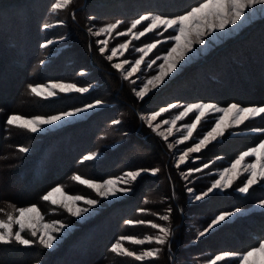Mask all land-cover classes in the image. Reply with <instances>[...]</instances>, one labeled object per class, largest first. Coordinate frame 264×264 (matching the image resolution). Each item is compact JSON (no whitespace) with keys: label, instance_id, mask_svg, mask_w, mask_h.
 Here are the masks:
<instances>
[{"label":"trees","instance_id":"trees-1","mask_svg":"<svg viewBox=\"0 0 264 264\" xmlns=\"http://www.w3.org/2000/svg\"><path fill=\"white\" fill-rule=\"evenodd\" d=\"M20 1L0 0V5L12 6L20 4ZM90 1L74 0V5L67 11L63 22L67 37L62 41L66 46L56 58L44 57L40 48V43L44 41L46 7L28 22L31 39L27 44L22 37V31L26 29L23 24H0V209L36 205L44 217L49 218L56 210L50 209L42 197L51 188L65 185L73 175L101 180L114 176L122 168L129 169L127 166L136 158L145 160L147 166L158 163L160 171L157 177H144L131 187V193L125 197L124 210L114 209L113 216L119 220L114 227L111 224L99 226L93 220L76 224L64 214L60 217H65L74 229L55 248L45 249L39 244L0 245V252L5 254L0 256V264H189L198 257L205 261L223 251L238 253L256 246L258 241L264 239V212L253 214L254 225L244 230L237 229L241 228L243 221L229 227L231 229L198 236L203 221L201 216L209 220L221 212L251 205L264 198V187H253L244 197L232 191L222 197L212 196L204 205L195 206L196 211H191L194 207L185 202L186 193L179 178L167 165L166 147L143 125L141 115L147 112V109H143L146 101L139 103L136 100L121 73L95 48L87 19L95 15ZM160 1L168 9L173 0ZM175 1L174 9L170 10L174 12L170 14L183 13L197 2ZM19 48L23 51L20 56L13 50ZM42 61L47 63L42 64ZM193 65L196 68L189 72L174 92L177 96L221 105H264V20L252 22L231 43L216 46L211 54L198 59ZM82 71L88 72V75H80ZM49 72H53L52 76L57 80L74 82L78 86H87L92 82L97 85L82 95L68 94L47 100L32 95L28 85L48 80L45 78ZM179 78L181 76L177 75L173 81ZM96 99L113 106L96 111L79 123H68L38 133L10 128L6 124L7 117L13 113L28 116L56 114ZM119 119L121 122L112 126V121ZM250 128H264V115L248 122L245 129ZM119 136L124 142L131 139V143L139 148V152L130 153L121 164L117 155L124 142L114 149L107 147ZM260 139L256 135L240 138L234 143H213L202 155L209 159L222 156L230 161ZM20 146L28 147L29 151L19 152ZM98 151L101 152L100 159L81 162L83 156ZM157 192L163 198L160 205L171 209L167 226L172 228L169 243L160 246L157 257L144 261L112 253L110 248L117 238L138 232L139 228L125 224L126 220H135L139 209L158 210L159 205L152 203L160 196ZM192 240L194 243L189 245ZM218 264H236V261Z\"/></svg>","mask_w":264,"mask_h":264},{"label":"snow or ice","instance_id":"snow-or-ice-1","mask_svg":"<svg viewBox=\"0 0 264 264\" xmlns=\"http://www.w3.org/2000/svg\"><path fill=\"white\" fill-rule=\"evenodd\" d=\"M73 3V0H54L51 4V12L57 13L69 8ZM259 7L264 10V0H197V2L190 6L183 13L176 14L174 16H165L161 14L146 13L140 15L138 18L132 20L131 24L123 32L117 31L121 24L124 22L116 20L109 23L95 33L96 36L101 34H107L111 36L114 32L119 36L131 35L132 39L138 40L145 36L146 33L156 32L159 29H163V32L172 30L166 39L174 41L175 43L166 51L163 57L157 56L156 59L145 61V57L157 48L161 41L157 40L152 43L145 44L141 48L135 49L140 52L141 55L138 59L131 63V68L127 71L124 70L125 65L130 62L125 59L121 63L113 64L117 70L122 71L123 79L129 80V78L136 72L141 71V66L146 65L147 68H151L156 64V60H163V63L159 65L156 75L151 76L146 81L142 82V85L138 90L133 89L137 98L143 100L151 91L161 86L167 77L175 70L181 61H185L186 57L193 52L194 45H204L205 36H210L213 33H223L229 27H238L244 19L248 17L249 11ZM63 24V21H58ZM138 26H143L142 30H138ZM45 29L53 27L52 24L45 23L43 25ZM136 30V31H134ZM91 31V30H90ZM163 32L158 33L163 35ZM63 39V37H61ZM53 43L52 40H48L42 44V48H47ZM102 47L99 51L101 55L108 50V41H99ZM131 41L119 44L117 47L110 49L111 54L106 58L111 61L113 57L123 55L129 47ZM80 74H84L82 71ZM133 84L136 81H131ZM91 88L89 86H78L74 82L64 81H49L47 84H29V92L41 99L56 98L60 94L69 93H87ZM104 101L96 99L92 103L84 104L82 107H75L71 110H61L56 114L49 115H35L31 117H25L21 114L13 113L6 119L8 127H14L22 131L30 133H38L44 131L45 126H56L66 120L76 118L90 110L103 106ZM181 107L178 104H169L167 107H162L158 111H153L147 117H143L149 128L158 135L167 140V136L173 134V128L176 126L177 121L183 120L189 114L195 113L194 119L191 123H187L182 127L186 129V134L176 143H184L193 138V133L197 130L198 125L207 118L210 114H218L213 122V126L207 131L198 142H195L192 147L187 148L182 155L178 158L177 167L180 164H184L190 153H199L202 148L206 147L213 141H216L219 137L225 135L226 131L233 127H238L244 124L249 119H254L264 115V106H241L238 103L228 104L226 107H220L214 103H190L183 106V110L178 113L174 118L169 120H163V124H171V127L167 129V136L164 132L158 131L160 129V123H153L163 113L169 112L171 109ZM120 120H113L112 123L119 124ZM178 130V129H177ZM249 131L255 133L264 134V129L252 128ZM235 134V133H234ZM171 148L172 145H169ZM18 151L21 153H27L29 148L26 146H20ZM97 152H90L83 156L82 161H90L97 158ZM248 157H255V160L250 163H245ZM209 164H204L203 168H208ZM201 168L189 169L187 175H191L193 172L201 171ZM160 170L158 168H141L137 170L127 171L122 176L110 177L103 181H95L93 179L82 178L80 175H74L73 180L77 181L81 185L87 186L92 189L96 195L104 200L116 198L119 195L128 194L131 189V184L134 183L138 177L143 173L157 174ZM247 173L245 179L242 181V185L235 190L239 193L246 194L249 189L254 185L264 182V140H261L256 146L248 148L246 151H242L237 158H235L229 167L224 168L219 172V178L214 179L206 189L199 194H196L193 189L189 188L188 192L192 194L195 200L199 201L215 190H224L231 188L233 184L244 174ZM59 193L62 196V200L54 198L55 194ZM42 199L44 201H50L53 205L59 204L63 207L71 216L81 217L85 213H89L90 210L100 203V200L94 198H87L83 195H70L66 194L62 186H57L45 194ZM83 202L88 207L77 206L78 202ZM260 206H264V200L259 201ZM0 211H3L0 209ZM138 211L144 212L146 209H139ZM243 209L236 208L231 212H221L215 215L210 223L202 230L198 232V236H204L210 230H213L216 226L225 222L227 219L239 214ZM171 212V209H168ZM153 215H158L153 213ZM159 219L162 221H168L169 215H159ZM127 225L136 224H148L152 229L158 230L154 235L145 236L143 239L136 238L130 235L120 236L116 243L111 245L110 251L119 256L133 257L137 261H144L146 258H155L159 255L161 247L150 248L137 254L136 251L130 250L124 246L123 242H129L134 245H144L145 243H155L159 246H165L169 243V237L172 235V228L166 227L160 223L154 221L145 220H126ZM14 226L16 230L14 231ZM66 226L61 221H49L45 222L44 216L40 209L36 205H30L27 207L15 208V214L9 212L6 214V219H0V244H11L13 242L23 246H33L39 244L42 248L51 249L55 246L57 235ZM27 233L28 235H24ZM228 260H235L236 264H264V239L257 242L256 246H251L242 252L223 251L208 261V264H218V262H225Z\"/></svg>","mask_w":264,"mask_h":264},{"label":"rangeland","instance_id":"rangeland-1","mask_svg":"<svg viewBox=\"0 0 264 264\" xmlns=\"http://www.w3.org/2000/svg\"><path fill=\"white\" fill-rule=\"evenodd\" d=\"M173 1H175V0H173ZM173 1H172V5L169 6V8H171V9H169V8L166 9V8H164L165 6H162L164 4L160 0H135V1H133V0H95V1L91 0L90 5H92V8L94 9L95 15L89 16L87 19H88V24L91 25L89 28V32H90L91 36L93 37L95 48L99 51L100 47L103 46L99 43V41L107 40L108 41V50H106L105 53L102 55L103 57L106 58L108 55L111 54V52H110L111 48L117 47L119 44L125 43L126 41H131L128 49L123 52V55H118L116 57H113V59L111 61H109L106 58L110 62L111 66L113 64H116V63H121L122 61L127 59L130 63L128 65H125V68H124L125 71L129 70L131 68V63L134 62L136 59H138L141 55V53L136 51L135 49L141 48L145 44L152 43V42L157 41V40L161 41V43L158 44L157 48H155L149 54V56L145 57V61L154 60V59H156L157 56L163 57L166 54V51L175 43L174 41H170V40L166 39L170 34H174V33H172V30H169L168 32H163V29H159L156 32L146 33L145 36L141 37L138 40L132 39L131 35H128V36L116 35L115 32L111 36H108L107 34H101L100 36H96L93 33H95L101 27H103L109 23L115 22L116 20H121L124 22L117 29V31L123 32L127 29V27L130 26L132 20H134V19L138 18L140 15L146 14V13L161 14V15H165V16H174L176 14H170L169 13V12H174V11H170V10L174 9ZM53 2H54V0H22L19 2L20 4L16 3L12 6L0 5V24L6 23V24H10L11 26H14V25L17 26L18 24H21V25L23 24V26H25L26 29L24 28V31H22L23 32L22 37L24 38V41L27 44V41H29L31 39V30H29V28L31 26H29L28 22L32 21L33 16H35V14H37L38 12H41L43 7H46V10H45L46 11V13H45L46 23L52 24L53 27L48 28V29H45L43 27L45 34L42 38V40H44V41H42L40 43V48H41L42 52L44 53V57H46V58L59 57L60 52H62V50L65 49L66 44H65V42H62V41L67 37V33L64 31V26H63L64 23L60 24V23H58V21L64 22L66 20L67 11L74 5V3H72L69 6V8L66 10H63V11H60L57 13H52L50 9H51V4ZM73 2H74V0H73ZM14 7L17 9H15ZM262 19L264 20V10L257 7L254 10L249 11L248 17L246 19H244L243 22H241L238 27H229V29H227L223 33H213L210 36H205L204 39H205L206 43L204 45H199V44L194 45L193 52L189 54V57H186L185 61L180 62L177 70H175L173 73H171L169 75V77L166 78L165 82L161 86H159L155 90L151 91L143 100L137 98L133 89L138 90L139 87L142 85V82L146 81L151 76L156 75L158 72L159 65L161 63H163V60L162 59L156 60V64H154L151 68H147L146 65H142L140 72L134 73L129 78V80L124 79L126 86L129 88L130 92L133 94V96L136 98V100L139 103L146 101V103H144L143 109L144 110L147 109V112H143L141 115L143 125H144V127H146L147 131H150L151 133L156 135L158 138H160L162 140L164 146L166 147V150L168 151V164L167 165L172 167L174 174L179 178L181 186H183L184 192L186 193L185 202L188 203V205L190 207H194L191 211H196L195 206H197L198 204L204 205L207 202V200L212 196L222 197V196L226 195L228 191H232L234 194H236L240 197H244V196L249 194V192L251 191V189H253V187H259V188L264 187V182H260L256 185H254L252 188H250L248 193H246V194H242V193H239L238 191H236L235 189L242 185V181L245 179V177L247 175V173H244L233 184V186L231 188H227L224 190H215L213 193L209 194L207 197H205L199 201L195 200L194 196L188 192L189 188L193 189L196 194H199L203 191H206V189L208 187H210L212 181L214 179L219 178V172L221 170H223L224 168L229 167L231 162L235 158H237V156L242 151H246L248 148L256 146L261 140H264V134L249 131L252 128L245 129V126L247 125V123L254 121L257 117L254 119H249L244 124L239 125L238 127H233L231 129H229L228 131H226L224 136L219 137L216 141H213L212 143H210V144L223 143V142L234 143V142H237L238 139H240V138H245V137H249V136H256V135L261 137L259 142H257L255 145H252L250 147H247V148H244L243 150H241L233 160H230V161L226 160L222 156H213L210 159L205 157L204 155H202V152L210 145L209 144L206 147L202 148V150L199 153H190L188 160L184 164H180L179 167H177L179 156L182 155L183 152L187 150V148L192 147L195 142H198V140L201 139L203 137V135L211 129V127L213 126V122L216 119L218 114L208 115L207 118L205 120H203L200 125H198L197 130L193 133V138L189 139L188 141H185L184 143H176V141L180 140L182 138V136L186 134V129L183 128L182 126L187 124V123H191L192 120L194 119L195 113L189 114V116L185 117L183 120L177 121L176 126L173 128V134L170 136H167V129L169 127H171V124H163L162 123L163 120H169L170 121L172 118H174L176 115H178V113L180 111L183 110L184 105H187L190 103H199V102L214 103V104L219 105L220 107H226L228 105V104L227 105H221L217 102H212V101H202V100L192 101V100H188L187 98H183V96H177L176 94H174V92H176L178 85L184 80V78L189 74V72L193 71V69L196 68V66L193 65V63L195 61H197L198 59H201V58H205L207 55L211 54L212 50L216 46H218L224 42L231 43V41L235 40L236 35L238 33H240L241 31H243L244 28L251 25L252 22L257 21V20L262 21ZM142 29H143V26H138V30H142ZM134 31H136V30H134ZM160 32H163V35H159L158 33H160ZM61 37H63V39H61ZM48 40H52L53 43L51 45H49L47 48H42L41 45L46 43ZM13 50L19 56L23 52L20 50V48L19 49H13ZM99 53H100V51H99ZM46 63H47V61L46 62L42 61V64H46ZM24 64L25 63L23 62V65ZM23 65H21V66H23ZM115 70H117V69H115ZM117 71L120 72L121 75L123 76L122 71H120V70H117ZM83 72H84L83 75H88L87 74L88 72H86V71H83ZM52 73L53 72H49L48 74H46L47 77L45 79H48V80H46L42 83H39V84H47L49 81H63V80H57L55 76H52L53 75ZM80 75H82V74H80ZM177 75H180L181 79L179 78L177 81H173L174 78L177 77ZM133 80L136 81L135 84H133L131 82ZM64 82H69V81H64ZM89 85H91V88H90V90H91V89H93V87H96L97 84L92 82L91 84H88L87 86H89ZM159 90L161 92H159L158 94L153 96V94L157 93ZM69 94L82 95L81 93H69ZM83 94H86V93H83ZM61 95H68V94H60L59 96H61ZM90 103H92V102H90ZM174 103L180 105L181 107H178L176 109H171L169 112L163 113L160 117L157 118L156 121L153 122L154 124L155 123L161 124V127H160V129H158V131L165 133V135L167 136V140H165L162 136L158 135L157 132H154L151 128L148 127V125H147L146 121L143 119V117H147L153 111H158L160 108L167 107L169 104H174ZM229 104H231V103H229ZM82 106H78V107H82ZM111 106H113V104L104 103L103 106H100V107H97L93 110H90V111H88V112H86V113H84V114H82L76 118L66 120L65 122H63L59 125L50 126V127L45 126L44 130L54 129V128L60 127L64 124H68V123H77V122L79 123V122H81V120L87 118L89 115L91 116L96 111L104 110V109H110ZM261 106H264V105H261ZM245 107H247V106H245ZM21 115H23V114H21ZM23 116L31 117L28 115H23ZM109 125H111V123H109ZM113 125L114 124L112 123V126ZM259 129H264V128H259ZM122 142H124V140H122L119 136L114 143L107 144V147L110 149H114L115 147H117ZM169 145H172V147L170 148ZM121 146H123V147H121ZM121 146H120L121 148L119 149L118 155H117L118 158H120L119 164L124 162L125 158L128 157V155L130 153H132V155H133V154H136V152H139V150H138L139 148L136 147L133 143H131V139H127L124 143H122ZM97 153H98L97 158H95L93 160L100 159L102 157L100 154L101 152L98 151ZM254 160H255V157H248L246 159L245 163H250V162H253ZM204 164H209V167L203 168ZM146 166H147V163H145V160H140L139 158H136L135 161H133V163H130V165L127 166L129 169L122 168L121 170L118 171V173H116L114 176H111V177L122 176L123 173H125L127 171L137 170V169H141V168H147V169L158 168L159 169L158 163H152L151 165H149L147 167ZM127 167H125V168H127ZM194 168H201L202 170L199 172H193L191 175H187V173L189 172V169H194ZM157 176H158V173L155 175H153L151 173H143L140 177H138V179L134 183L131 184V187L134 184H136L137 181L143 179L144 177L154 178ZM72 177L65 185H58V186H62L63 190L66 194L83 195L87 198L98 199V200H100V203L97 206L93 207L89 213H85L81 217L77 218V217L71 216L59 204L53 205L50 201H45L47 203V205H49L50 209L55 208V210H56V212L53 214V216H51L49 218L44 217L45 222L61 221L66 226L64 229H62V231L60 233L56 234L57 240H56L55 246L53 248H55L58 245V243L62 239L67 237L68 233L74 229L73 228L74 226L71 225L70 223H67L66 222L67 220H65V217H63V216L66 215V216L70 217L71 219L76 221V224L84 223L88 220H93L94 224H96V225H99V226L103 225V227H104L106 225L111 224V226L114 227L119 222V220H117V218L113 216V215H115L114 209H115V211L124 210L123 209L124 205H125L124 203L127 200V198H125V197H126V195L131 193V191H130L128 194H123V195H119L116 198L104 200V199L98 197L92 189H89L85 185H81L77 181L73 180ZM82 178H84V177H82ZM108 178H110V177H108ZM108 178H104L101 180H95V179H93V180L99 182V181H103V180L108 179ZM86 179H91V178H86ZM55 187H57V186H55ZM55 187H53V188H55ZM53 188H51L50 190H52ZM153 194H155V193H153ZM156 194L160 195V193H158V192ZM157 197H158L157 199H155V200L153 199L152 203H153V205L155 204V206L159 205L158 210L156 209L155 212H151L149 210H146L144 212H140L137 210V212H136L137 218H134L135 219L134 221H137V220L154 221V222L160 223L166 227L168 226L170 219L168 221H162L159 219V215L167 214V215H169V218H170V212H168V209L165 208L163 206V204H162V206L160 205V203L163 202L162 195L157 196ZM54 198L57 199L58 201L62 200V196L59 193H56ZM261 200H264V198L254 202L251 205L243 206V207H237V208L243 209V211L241 213L236 214L233 217L227 219L225 222H222L220 225L216 226L213 230H210L207 234L213 233V232L218 231V230L221 231L222 229H225V228L231 229L229 227H232L234 224H237V223H240L243 221L244 222L241 225V228H237L239 231L244 230L249 225L253 226L254 221L252 220V215L264 212V206L259 205V201H261ZM77 206L88 207V205H85L82 201L78 202ZM25 207H27V206H25ZM143 209H145V208H143ZM235 209L236 208L229 210V211H224V212H231V211H234ZM2 210L3 211H0V219H6V214L9 212H12L13 214H15V208H13V209L2 208ZM153 213H156L158 215H153ZM61 215H63V216L60 217ZM194 215H196V214H194ZM216 215H218V214H216ZM201 218L203 219V221L200 224L201 228L198 230V232L202 231L207 226V224L210 223V221L212 219L211 218V219L207 220L206 217H202V216H201ZM132 227H136L139 229H138V232H135L134 235H130V236H134V237L139 238V239H143L145 236H148V235H154L158 231L156 229H152L150 227V225H148V224H136V225H133ZM15 230H16V227L14 226V231ZM125 231L126 230L122 231L121 233H124ZM23 234L28 235L27 233H23ZM137 234H139V235H137ZM207 234H205L204 236H206ZM117 240H118V238L115 240V243L117 242ZM13 243H15V242H13ZM123 243H124L125 247H129L130 250L136 251L137 254H139L140 252H142L144 250L150 249V248L160 247L159 245H156L155 243H152V244L145 243L144 245H134V244H131L129 242H123ZM192 243H194V240H192L189 245H191ZM0 245H5V244H0ZM0 256H5V254L3 252H0ZM214 256H211L210 259L213 258ZM210 259L204 261V260H201V257H198V258H196V260H192L191 263L192 264H208V261ZM188 263L191 264L190 262H188Z\"/></svg>","mask_w":264,"mask_h":264}]
</instances>
